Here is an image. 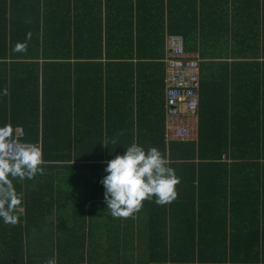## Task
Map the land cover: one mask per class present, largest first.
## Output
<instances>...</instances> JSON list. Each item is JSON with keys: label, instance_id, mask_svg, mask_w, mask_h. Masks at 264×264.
I'll list each match as a JSON object with an SVG mask.
<instances>
[{"label": "crops", "instance_id": "0c3cea01", "mask_svg": "<svg viewBox=\"0 0 264 264\" xmlns=\"http://www.w3.org/2000/svg\"><path fill=\"white\" fill-rule=\"evenodd\" d=\"M40 2L0 0L8 31L17 32V23L26 25L30 34L45 38L47 24L52 19L58 25L61 21L54 18L59 6L66 20L60 37L75 38L74 30L87 26L81 21L89 17V0ZM111 2L121 6L122 0ZM137 2L145 4V0ZM112 4L103 8L102 20L117 23V7ZM193 5L197 29L189 52L205 61L201 75L209 81L200 92L194 139L167 141L165 101L158 98L156 105V100L148 99L147 110L138 111L140 116L132 114L129 132L133 137L126 124H120L115 130L126 140L117 137L109 148L101 144L106 141L91 142L88 151L98 153L69 161L67 174L59 173L56 161L42 160V173L10 181L19 202L14 209L16 223L0 221V264H247L256 257L233 254L235 259L229 256L221 263L212 257V251L208 257H200L199 247L216 246L224 239L233 241L229 245L249 244L252 238L261 246L259 264H264V159L256 166L233 153L250 149V136L264 140V0H194ZM134 16L142 25L145 12ZM154 26L151 22L147 31H137L141 33L137 37L153 35ZM168 35L173 34L166 38ZM129 64L135 69L137 63ZM117 65L114 67L120 70ZM156 71L149 93L159 89L160 77L165 76L164 82L167 79L166 64ZM79 102L71 100L74 112ZM82 103L85 116L92 104ZM158 104H164V110ZM123 114H114L113 119ZM140 135L144 136L141 140ZM139 141L145 149L156 147L175 170L179 180L176 196L163 209L150 206L155 204L153 197L132 215L113 218L105 209L99 183L105 175L104 162ZM194 152L197 157L186 160ZM87 156L98 158L86 160ZM192 195L195 206L185 209L182 204ZM193 246L197 251L192 258Z\"/></svg>", "mask_w": 264, "mask_h": 264}, {"label": "trees", "instance_id": "16d2710c", "mask_svg": "<svg viewBox=\"0 0 264 264\" xmlns=\"http://www.w3.org/2000/svg\"><path fill=\"white\" fill-rule=\"evenodd\" d=\"M89 2V17L81 21L87 26L75 29V38L72 39L60 37L66 27L62 6L58 7L57 16L52 15L61 20L59 25L47 17L52 20L47 24L45 38L30 34L26 25L18 26L17 23V32H9L8 18L2 14L0 7V128L8 126L15 140L37 145L41 149L42 160L56 161L60 174H67L69 161L98 153L88 151L91 142L106 141L109 148L117 137L126 140L115 130L120 124H126L129 137H133L134 134L129 132V127L133 126L132 114L140 116L138 111L147 110L146 100H156V105L158 98L166 101L165 76L159 78V89L156 92L147 91H150L149 86L153 85L158 74L157 66L165 65L163 60L167 56V34L182 36L184 50L190 56L188 59L199 61V111L201 89L209 84L207 76L201 75L205 61L189 52V44L195 43L197 29L194 0H145V4L137 0H122L121 6L112 4L111 0ZM36 3L40 5L41 2L36 0ZM84 4L86 6L87 2ZM111 4L117 7V23L102 20L103 8ZM141 10L145 12L142 25L139 18L135 21L137 19L134 16H138V12L141 14ZM46 12L50 15L51 9ZM151 22H155L154 34L137 37L141 34L137 31H147ZM35 26L38 25L35 23ZM132 62L137 63L135 69L129 64ZM117 64L121 65L120 70L114 67ZM73 98L80 101L75 104V112L71 104ZM82 100L92 104L90 112L85 116L82 114ZM158 107L164 110V104L163 107L158 104ZM125 111L128 112L127 117ZM118 113L124 114L119 119H113L114 114ZM17 129L23 131V137L17 138ZM143 137L140 135V140ZM234 137L237 138L236 135ZM248 143L251 144L250 149L233 153L237 157L252 160L258 166L264 159V140L255 135L250 136ZM139 145H142L141 141ZM196 157L195 152L190 153L186 160ZM199 157L202 158L201 155ZM93 158L98 157H85L86 160ZM193 174H190L191 182L194 180ZM150 206L165 207L164 204L156 203ZM182 206L193 209L194 195L186 199ZM251 241L249 244L229 245L233 241L224 239L216 246L201 245L199 255L208 257L212 251V257L217 258L215 260L226 263L229 256L244 253L245 256L256 257L255 261L247 260L245 263L259 264L261 246L254 242L255 238ZM196 251V246H193L192 258L196 256Z\"/></svg>", "mask_w": 264, "mask_h": 264}, {"label": "clouds", "instance_id": "9594fccd", "mask_svg": "<svg viewBox=\"0 0 264 264\" xmlns=\"http://www.w3.org/2000/svg\"><path fill=\"white\" fill-rule=\"evenodd\" d=\"M41 164L42 152L37 145L19 143L8 126L0 128V221L16 223L14 208L19 201L10 181L42 173ZM104 172L99 183L104 189L105 209L113 218L132 215L153 197L156 204L163 205L176 196L178 177L156 147L145 149L131 143L122 154L104 162Z\"/></svg>", "mask_w": 264, "mask_h": 264}, {"label": "built area", "instance_id": "2783aa9c", "mask_svg": "<svg viewBox=\"0 0 264 264\" xmlns=\"http://www.w3.org/2000/svg\"><path fill=\"white\" fill-rule=\"evenodd\" d=\"M166 44V140L191 141L194 139L195 119L200 106L197 92L200 84L199 61L188 59L190 56L184 50L182 36L168 35ZM21 137L23 131L17 129V138Z\"/></svg>", "mask_w": 264, "mask_h": 264}]
</instances>
